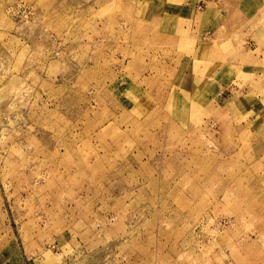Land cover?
<instances>
[{
    "label": "rangeland",
    "instance_id": "rangeland-1",
    "mask_svg": "<svg viewBox=\"0 0 264 264\" xmlns=\"http://www.w3.org/2000/svg\"><path fill=\"white\" fill-rule=\"evenodd\" d=\"M186 1L0 0V264H264V41Z\"/></svg>",
    "mask_w": 264,
    "mask_h": 264
},
{
    "label": "crops",
    "instance_id": "crops-1",
    "mask_svg": "<svg viewBox=\"0 0 264 264\" xmlns=\"http://www.w3.org/2000/svg\"><path fill=\"white\" fill-rule=\"evenodd\" d=\"M176 5L177 3L174 2ZM178 6L173 8V11H166L162 13H152V17H147L146 19L156 21L158 24V34L160 36H178L179 32V24L183 21H192V26L195 22L196 14L198 13L199 9H202V16L199 19V28L196 31V33L199 36L205 37L209 36V38H213L216 36L217 33H220V36H230L232 33L235 32H243L242 35H245V40L248 43V47H253L252 52H255V43L258 41L257 39L260 38V42L264 41V0H187L184 4H177ZM197 8V9H196ZM199 8V9H198ZM226 8L232 10L233 9V16H236L241 21V27L245 29H240L237 27L233 32L229 31L225 25L224 20L227 19V12ZM225 15H224V14ZM216 15V19H210V15ZM232 16V17H233ZM231 17V19H232ZM229 18V17H228ZM218 21L219 25L215 22ZM209 22H211V25L213 24V27L209 25ZM254 22H256V26L252 25ZM263 24H260L262 23ZM217 27H216V26ZM253 26V28L249 31H246L248 27ZM240 29V30H239ZM185 31V30H184ZM195 31L194 29H188V33H192ZM194 35V34H189ZM259 42V41H258ZM213 45L210 44L209 48H205V54L212 53ZM227 47H221L220 52L226 53L228 57L231 53V49H226ZM256 56H249L248 51H244L241 53V56L238 60V62H235L233 65L230 61V58L225 59V61H220L219 64L214 63L212 60H209V62L206 64V66L211 67H218V71L208 73L210 75V78L206 80H214L215 83H217V80H220L221 82L229 80V69H231L233 66H237L240 69H248V70H254V66L247 63L246 61H251L252 58H255ZM211 59V58H209ZM243 61L241 64H239V61ZM239 65V66H238ZM210 67V69H211ZM193 69V66H191ZM209 69V70H210ZM192 73V72H191ZM189 80H193L194 75L192 77V74H189ZM228 76V77H227ZM222 84L216 85V90H218V94L220 95ZM125 102V101H122ZM121 102V103H122ZM197 103V102H195ZM199 104V103H198ZM198 104H195L198 108L200 107ZM194 108L195 110L197 109ZM126 108V107H125ZM257 109V108H256ZM194 110V111H195ZM246 113H252L254 114L255 108H250L247 110H243ZM254 121V119L252 120Z\"/></svg>",
    "mask_w": 264,
    "mask_h": 264
}]
</instances>
